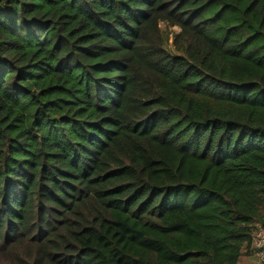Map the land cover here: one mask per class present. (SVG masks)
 Instances as JSON below:
<instances>
[{
    "label": "trees",
    "instance_id": "1",
    "mask_svg": "<svg viewBox=\"0 0 264 264\" xmlns=\"http://www.w3.org/2000/svg\"><path fill=\"white\" fill-rule=\"evenodd\" d=\"M263 207L264 0H0V264H241Z\"/></svg>",
    "mask_w": 264,
    "mask_h": 264
},
{
    "label": "built area",
    "instance_id": "2",
    "mask_svg": "<svg viewBox=\"0 0 264 264\" xmlns=\"http://www.w3.org/2000/svg\"><path fill=\"white\" fill-rule=\"evenodd\" d=\"M251 252L256 264H264V222H257L254 225Z\"/></svg>",
    "mask_w": 264,
    "mask_h": 264
},
{
    "label": "rangeland",
    "instance_id": "3",
    "mask_svg": "<svg viewBox=\"0 0 264 264\" xmlns=\"http://www.w3.org/2000/svg\"><path fill=\"white\" fill-rule=\"evenodd\" d=\"M161 27H162L164 33L170 37V41H169V44H168L169 48L173 52H176V49H175V46H174L173 34L179 32L180 28L177 27V26H174V27L173 26H169L166 22H162L161 23ZM262 214L264 215V207H263V210H262ZM257 222H261V221H257ZM257 222H255L253 224V228H254V225ZM241 264H256V260H255L254 255H252V253L251 254H247V250L245 249L243 257H242V260H241Z\"/></svg>",
    "mask_w": 264,
    "mask_h": 264
}]
</instances>
